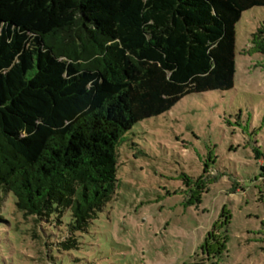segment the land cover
Here are the masks:
<instances>
[{
    "label": "trees",
    "instance_id": "trees-1",
    "mask_svg": "<svg viewBox=\"0 0 264 264\" xmlns=\"http://www.w3.org/2000/svg\"><path fill=\"white\" fill-rule=\"evenodd\" d=\"M256 7L264 0H0V222L19 213L77 249L114 197L124 134L187 96L233 89L235 25Z\"/></svg>",
    "mask_w": 264,
    "mask_h": 264
},
{
    "label": "rangeland",
    "instance_id": "rangeland-1",
    "mask_svg": "<svg viewBox=\"0 0 264 264\" xmlns=\"http://www.w3.org/2000/svg\"><path fill=\"white\" fill-rule=\"evenodd\" d=\"M263 26L264 7L235 25L233 89L187 96L124 134L114 197L77 249L18 213L0 222V264H264Z\"/></svg>",
    "mask_w": 264,
    "mask_h": 264
}]
</instances>
